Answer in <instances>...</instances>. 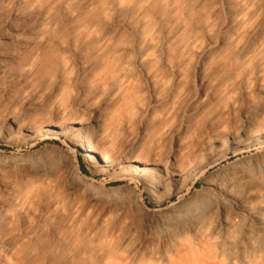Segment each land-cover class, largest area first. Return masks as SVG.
Masks as SVG:
<instances>
[{
    "label": "bare ground",
    "instance_id": "bare-ground-1",
    "mask_svg": "<svg viewBox=\"0 0 264 264\" xmlns=\"http://www.w3.org/2000/svg\"><path fill=\"white\" fill-rule=\"evenodd\" d=\"M0 91V264H148V213L64 179L54 141L152 204L189 193L149 213L158 264H264V0H0Z\"/></svg>",
    "mask_w": 264,
    "mask_h": 264
},
{
    "label": "rangeland",
    "instance_id": "rangeland-1",
    "mask_svg": "<svg viewBox=\"0 0 264 264\" xmlns=\"http://www.w3.org/2000/svg\"><path fill=\"white\" fill-rule=\"evenodd\" d=\"M11 84L12 83L10 82V80H4L1 83V86H3L7 90L8 88H10ZM0 98L4 99V101L6 102V100H5L6 93L4 94V92L0 91ZM45 143L51 144L50 141H46ZM53 144L62 148L60 150L61 153L59 151H58L59 153L54 152V154H52V156L56 157V159H59L60 161L64 159L62 164H63V166L65 164L66 165L64 166L65 168H63L62 173H61V176L64 177V179H66L67 176H72V177L77 178L78 181L90 184V186H92L96 192H100L102 194H104V193L108 194V193L114 192V194L117 197L122 198V199L125 197H128V196H130L133 199L135 198L138 210L140 209L141 212L148 213V222H147V220L142 221V222H140V221L130 222V224L132 223L133 230L135 231V236H136V239H137L138 244H139L138 254L145 255L144 260L147 261L146 263L150 264V263L154 262V264H158L157 254L161 250V236H160V231L157 227L158 226L156 223L157 221H155L157 219L150 216L149 213L156 211V210H160V211L165 210V209L169 208L172 204H176V202H178L179 200H183V199L188 198L189 193L185 192L184 195H182V196L181 195L173 196L169 201H165V202L161 203L160 205L152 204L147 199L146 194L142 191L141 186H139L136 182H129V181L106 182V180L103 179V177L101 176L100 173H96V172H93L91 170V168L86 164V162L84 161L82 156L74 155L72 153L69 154L67 152H62L63 147H61V144L57 141H54ZM39 146H41V145H39ZM167 146H168V148L173 147L171 141H169L167 143ZM0 147H2V146L0 145ZM4 149H6V148H4ZM14 149L15 148L7 149L6 151L12 153V151H14ZM64 153L67 155H65ZM59 155H61V157ZM60 158H62V159H60ZM232 160H234V157L232 159H230L229 161L223 162L218 167L225 166V165L231 163ZM215 169L208 172L207 176H210L214 172ZM62 182H63L64 186H68L67 181L63 180ZM193 190H194L193 191L194 194L197 197H201V198L203 197L202 199L207 198V196H206L207 193L203 191L201 179L197 180V183H196L195 188ZM83 196H84L85 200H88L90 197V194H89V192L88 193L84 192ZM154 221H155V223H154ZM145 222H147V223H145ZM195 249H196V251H195L196 254H192V255L190 254V255L186 256L185 258L182 259L181 264H204L202 261L208 260L207 259L208 257H204V255H202V253H200L197 250L198 248H195ZM138 257H140V256H138ZM171 257L172 256L168 257V260ZM172 259L174 261H177L176 258H172ZM161 264H167V263H166V261H164Z\"/></svg>",
    "mask_w": 264,
    "mask_h": 264
}]
</instances>
